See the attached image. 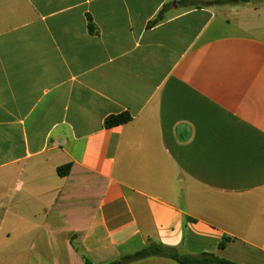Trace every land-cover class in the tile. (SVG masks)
<instances>
[{
	"label": "crops",
	"instance_id": "0c3cea01",
	"mask_svg": "<svg viewBox=\"0 0 264 264\" xmlns=\"http://www.w3.org/2000/svg\"><path fill=\"white\" fill-rule=\"evenodd\" d=\"M255 1L0 0V264H264Z\"/></svg>",
	"mask_w": 264,
	"mask_h": 264
},
{
	"label": "trees",
	"instance_id": "16d2710c",
	"mask_svg": "<svg viewBox=\"0 0 264 264\" xmlns=\"http://www.w3.org/2000/svg\"><path fill=\"white\" fill-rule=\"evenodd\" d=\"M227 3V2H224ZM93 30V26H90ZM132 121V117L125 113L118 116H110L105 121L106 128H112L119 125H125ZM70 171V166H64L58 169V174L60 176H66ZM230 239L225 238L221 244L220 248H225V243ZM150 258H162L173 261L177 264H239L227 259L220 258L216 255L209 253L202 254H190L182 251L180 248L165 246L157 242H149L143 249L133 254L124 256L118 262L110 264H131L137 261L150 259ZM87 264H90L87 261Z\"/></svg>",
	"mask_w": 264,
	"mask_h": 264
},
{
	"label": "rangeland",
	"instance_id": "374dc122",
	"mask_svg": "<svg viewBox=\"0 0 264 264\" xmlns=\"http://www.w3.org/2000/svg\"><path fill=\"white\" fill-rule=\"evenodd\" d=\"M256 1L255 0H252L249 4H248V8H249V11L247 12H244V13H240L238 14L235 10V7H230L232 8L231 10H227V15L230 17V19H233L235 22H241L243 20H249L251 22H253L256 17H255V13L252 11L253 10V7L256 6ZM245 6V5H244ZM217 9H220V7H217ZM225 11H222L221 10V14H223Z\"/></svg>",
	"mask_w": 264,
	"mask_h": 264
},
{
	"label": "water",
	"instance_id": "95a60500",
	"mask_svg": "<svg viewBox=\"0 0 264 264\" xmlns=\"http://www.w3.org/2000/svg\"><path fill=\"white\" fill-rule=\"evenodd\" d=\"M242 2L249 3L250 0H241Z\"/></svg>",
	"mask_w": 264,
	"mask_h": 264
}]
</instances>
